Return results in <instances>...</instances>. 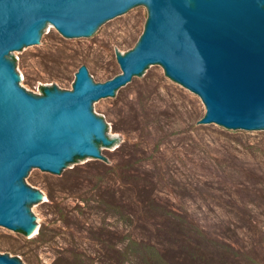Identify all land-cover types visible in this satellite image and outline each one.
<instances>
[{
    "label": "rangeland",
    "instance_id": "374dc122",
    "mask_svg": "<svg viewBox=\"0 0 264 264\" xmlns=\"http://www.w3.org/2000/svg\"><path fill=\"white\" fill-rule=\"evenodd\" d=\"M148 8L137 3L87 35L66 36L50 22L38 42L10 50L18 84L72 90L85 65L93 83L121 72L139 42ZM110 134L123 140L60 174L31 167L25 180L45 198L33 237L0 226V251L25 264H264V128L195 123L199 95L160 64L93 102Z\"/></svg>",
    "mask_w": 264,
    "mask_h": 264
},
{
    "label": "water",
    "instance_id": "95a60500",
    "mask_svg": "<svg viewBox=\"0 0 264 264\" xmlns=\"http://www.w3.org/2000/svg\"><path fill=\"white\" fill-rule=\"evenodd\" d=\"M137 3L148 8L145 30L124 55L121 72L93 83L79 67L72 90L26 92L17 82L12 49L38 42L50 22L66 36L87 35L102 21ZM158 63L163 74L197 93L204 115L195 123L230 129L264 128V0H0V226L27 238L43 226L34 205L44 193L25 180L33 166L60 174L71 163L113 149L94 100L115 96L132 75ZM0 264H25L0 251Z\"/></svg>",
    "mask_w": 264,
    "mask_h": 264
},
{
    "label": "trees",
    "instance_id": "16d2710c",
    "mask_svg": "<svg viewBox=\"0 0 264 264\" xmlns=\"http://www.w3.org/2000/svg\"><path fill=\"white\" fill-rule=\"evenodd\" d=\"M42 90H43V88H42Z\"/></svg>",
    "mask_w": 264,
    "mask_h": 264
}]
</instances>
